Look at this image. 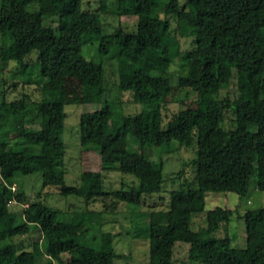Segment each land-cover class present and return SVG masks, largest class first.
I'll list each match as a JSON object with an SVG mask.
<instances>
[{
  "label": "trees",
  "instance_id": "1",
  "mask_svg": "<svg viewBox=\"0 0 264 264\" xmlns=\"http://www.w3.org/2000/svg\"><path fill=\"white\" fill-rule=\"evenodd\" d=\"M187 1L196 8L195 18L181 0L102 1L96 12L83 0H0V66L3 70L14 62L16 70H29L41 92L40 101L24 96L7 103V82L0 84V264H115L123 258L114 235L92 212L68 213L44 200L29 202L25 192L11 188L17 176L40 173L44 187L56 188L62 197L88 205L104 196L113 200V209L123 202L138 211L145 197L163 192L162 148L175 153L195 143L191 163L197 187L172 191L167 208L150 213L149 264H175L180 242L190 246L189 260L200 264H264V209L239 216L246 227L244 249L233 247L229 237L215 236L232 211H206L208 194L246 197L253 178L255 188L264 191V0ZM104 15L135 17L136 29L119 27L107 35ZM172 20L182 37L193 39V47L179 54L183 73L175 83L164 84L174 64ZM87 45L89 54L94 50L116 60L118 89L131 92L141 107L138 114L126 115L115 102H106L81 116V147L99 154L103 172L135 181L100 194L69 185L64 170L65 107L102 104L107 91L103 62L84 55ZM175 87L194 93L196 100L165 125ZM231 87L235 96H223ZM10 121L17 130L9 128ZM149 150L156 158L148 156ZM195 215L206 217L198 231ZM36 232L41 242L25 249L18 239Z\"/></svg>",
  "mask_w": 264,
  "mask_h": 264
},
{
  "label": "rangeland",
  "instance_id": "2",
  "mask_svg": "<svg viewBox=\"0 0 264 264\" xmlns=\"http://www.w3.org/2000/svg\"><path fill=\"white\" fill-rule=\"evenodd\" d=\"M102 1L110 5L111 0H83L85 8L96 12L101 9ZM182 5H187V11L190 18L196 17V8L188 3L187 0H181ZM104 33L112 34L119 27L127 32H133L136 29L137 19L135 17L119 18L113 15H104ZM171 27L175 30L176 39L172 41L171 52L174 59L168 75L163 78L164 84L175 83L177 77L183 73V67L179 54L189 51L193 47V39L182 37L177 31V22L172 20ZM1 44V40H0ZM97 46V43H96ZM90 46H84L83 53L90 59L95 55V51L88 53ZM88 53V54H87ZM35 57H33L34 59ZM96 61H102L105 67V85L107 88L103 98V103L99 105H67L65 111L67 119L63 133V141L66 145V154L64 161L65 178L69 185H76L83 188L87 193L100 194L101 192H112L120 189H126L135 184L132 177L116 172H103L101 169V158L97 152L84 150L80 145L79 125L81 116L99 110L106 102H115L121 106L126 115H135L141 111V107L134 101L131 92H121L118 89L119 76L117 71V62L115 59L102 58L95 55ZM6 80L3 88L6 92V102L11 103L28 96L29 101H40L41 92L39 86L33 80L30 71L16 70V64L10 62L8 67L3 69L0 66V84ZM236 94V88H230L223 92V96L230 95L233 98ZM196 96L192 92L182 91L174 88L170 99V104L164 112L165 125L173 114L192 105ZM10 129L17 130L13 122H8ZM33 128L39 129V125H33ZM8 138H12L9 136ZM134 140L130 138V142ZM135 148V147H134ZM197 145L184 147L178 152H171L168 147L161 150L164 159V177L166 183L161 194L145 197L143 205L138 211L129 210V207L123 202H119L116 208H112L113 200L109 197L99 196L93 199L90 204H86L84 199L75 197H62L59 191L54 187H44L42 176L36 173L30 176H17L12 189L17 192H25L29 202L44 200L50 207L62 210L64 212H92L93 217L101 219L103 229L114 235V247L117 254L123 258L116 260L115 264H149L150 261V234H149V215L152 211L165 210L169 205L171 192L182 188L197 187V170L191 163L196 158ZM149 157H155L153 151H148ZM156 158V157H155ZM183 172L182 177H179ZM256 178L251 181L250 193L246 197H241L234 193H210L206 199V211L222 207L232 211L228 222L221 224L216 237L230 238L231 244L237 249H244L247 246L246 227L240 215L248 210L264 209V191L257 190ZM0 179V186H1ZM11 207L21 211V206L12 203ZM112 208V211L110 210ZM193 229L198 231L206 225L205 215H195L193 217ZM24 241L25 249L32 250L35 242H41V232L30 234L18 239ZM190 246L185 243H177L175 246V264H200L189 260ZM42 262H48L47 258L42 256ZM56 264V263H55Z\"/></svg>",
  "mask_w": 264,
  "mask_h": 264
},
{
  "label": "built area",
  "instance_id": "3",
  "mask_svg": "<svg viewBox=\"0 0 264 264\" xmlns=\"http://www.w3.org/2000/svg\"><path fill=\"white\" fill-rule=\"evenodd\" d=\"M13 190L15 191V189L13 188Z\"/></svg>",
  "mask_w": 264,
  "mask_h": 264
}]
</instances>
